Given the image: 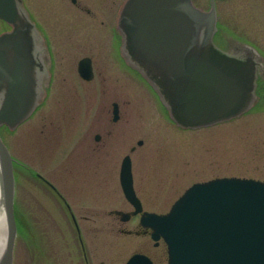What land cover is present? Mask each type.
Segmentation results:
<instances>
[{"label":"rangeland","instance_id":"obj_1","mask_svg":"<svg viewBox=\"0 0 264 264\" xmlns=\"http://www.w3.org/2000/svg\"><path fill=\"white\" fill-rule=\"evenodd\" d=\"M77 1L23 3L46 49L48 76L33 116L16 130L0 129L17 162L13 264H126L135 253L167 264L165 246H154L139 215L122 222L115 214L133 211L120 184L123 159H132L143 210L157 214L168 213L196 183L233 177L264 182V98L260 94L249 113L230 122L197 130L178 127L149 83L128 64L123 70L112 50L125 0L117 7H104L111 0ZM194 2L210 7V0ZM216 5L221 30L216 42L229 53L253 52L264 81V0ZM9 28L0 20V34ZM93 47H105L103 58L114 72L105 94L92 93L101 77L85 83L76 71ZM114 102L120 106L116 122ZM37 174L56 187L71 211Z\"/></svg>","mask_w":264,"mask_h":264},{"label":"water","instance_id":"obj_2","mask_svg":"<svg viewBox=\"0 0 264 264\" xmlns=\"http://www.w3.org/2000/svg\"><path fill=\"white\" fill-rule=\"evenodd\" d=\"M0 19L10 27L0 34V127L13 131L40 105L48 76L36 24L22 0H0ZM215 0L204 11L193 0H127L117 28L124 37L127 64L149 83L172 121L197 130L238 118L255 101L261 64L246 50L229 53L215 42ZM84 60L80 75L92 72ZM15 159L0 139L1 198L8 222L7 246L0 264H13L18 236L15 209ZM126 199L142 206L134 190L132 163L121 169ZM122 221L130 214L116 212ZM141 224L163 237L169 264H264V183L223 178L192 186L167 215L144 213ZM128 264H152L143 255Z\"/></svg>","mask_w":264,"mask_h":264},{"label":"flooded vegetation","instance_id":"obj_3","mask_svg":"<svg viewBox=\"0 0 264 264\" xmlns=\"http://www.w3.org/2000/svg\"><path fill=\"white\" fill-rule=\"evenodd\" d=\"M25 1V0H24ZM124 1V0H123ZM122 0H111L110 1V4L109 5H105V4H103L104 5V7H117V5H119V6H121L122 5V2H123ZM126 1V0H125ZM125 1L123 2V4L125 3ZM72 2L74 3V4H78L77 2V0H72ZM78 7H80V9L82 10V11H85L86 10V7H82L81 5H78ZM71 10H73L72 8H71ZM88 11V13H89V11L90 10H87ZM103 23V22H102ZM113 29H115V27H114V25H113V27H112ZM47 37V36H46ZM77 42H79V41H77ZM103 45H105L106 46V43L104 42V43H102ZM111 44H112V50L114 51V52H117L119 55H120V59H122V60H120V67L123 69V70H126V68H127V65H126V59H125V55H124V37H123V35H121V33L119 32V31H113V36H112V41H111ZM71 45V44H70ZM75 45H78V46H81V44H75ZM104 49H105V47H103V48H95V47H93L92 48V50H90L91 51V53L88 55V56H86V57H83L79 62H78V66H77V72H78V75H79V77H80V79L83 81V82H85V83H91V82H94L98 77H101L102 78V84H100L98 81L96 82L97 83V85L98 86H95V88H94V90H92V93H94V91H97L99 94H100V92H101V94H105L106 92H107V90L105 89L106 87H108L109 86V83H110V85H111V82H112V80H114L115 79V76H114V72H113V70H112V67L111 66H108L107 64H106V60L103 58V54H104ZM84 60H87L88 61V66H89V68L91 69V72H92V78L89 80V81H87V80H85L81 75H80V64H81V62L82 61H84ZM112 78V79H111ZM115 82H117V80H115ZM260 88H261V90H260ZM101 89V90H100ZM264 81L262 80V79H260L259 81H258V91H259V93L261 94V97H260V99L261 98H264ZM112 106H113V121H118L119 119H120V106H119V103H113L112 104ZM115 112H116V114H117V118L115 117L116 115H115ZM104 125V124H103ZM101 129H104V127H102ZM100 129V130H101ZM110 134V133H109ZM102 139V136L100 135V134H98V135H96L95 136V141H97V142H99L100 140ZM92 150H95L96 151V149L95 148H93ZM100 151V150H99ZM29 169V168H28ZM30 170V169H29ZM37 176V178L40 180V181H42L44 184H46V185H48L50 188H52L58 195H59V197L61 198V199H63V197L59 194V192L57 191V189L55 190L54 188H53V186L51 185V183L49 182V181H47L45 178H43L41 175H39V174H37L36 175ZM67 209L69 210V211H71V208H70V206H68L67 205ZM71 215H72V218H73V221H74V223H75V225H76V228H77V230L79 231V227H78V223H77V220H76V218H75V216H74V214L71 212ZM132 219V218H131ZM130 219V220H131ZM129 220V221H130ZM139 224H140V219H139ZM142 229H144V228H142ZM145 230V231H144ZM143 231H144V233L146 234V233H148L149 234V236H150V238H151V231L150 230H148V229H144ZM160 243H163V245L165 246V248H166V244L162 241V240H160L159 242H154L153 241V244H154V246L157 248L158 246H160ZM166 252H167V250H166ZM153 261H154V263L156 264V262H155V260L153 259V258H151Z\"/></svg>","mask_w":264,"mask_h":264},{"label":"bare ground","instance_id":"obj_4","mask_svg":"<svg viewBox=\"0 0 264 264\" xmlns=\"http://www.w3.org/2000/svg\"><path fill=\"white\" fill-rule=\"evenodd\" d=\"M44 87L45 86L43 85V88ZM2 128H4V127H0V129H2ZM0 139H2V142L7 147V144L4 142V139L2 138L1 134H0ZM8 151H9L10 155L12 156L9 148H8ZM16 164H14V174H15V165ZM15 178H16V174H15ZM15 196H16V192H15ZM15 209H16V204H15ZM7 238H8V222H7L6 215H5V209H4L3 201L1 198V180H0V262L2 260L3 255H4V252L6 250Z\"/></svg>","mask_w":264,"mask_h":264}]
</instances>
